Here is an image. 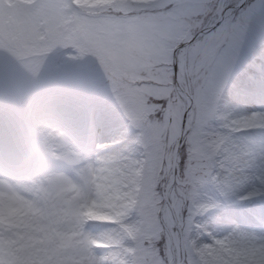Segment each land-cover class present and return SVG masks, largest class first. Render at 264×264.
<instances>
[{"label": "clouds", "instance_id": "clouds-1", "mask_svg": "<svg viewBox=\"0 0 264 264\" xmlns=\"http://www.w3.org/2000/svg\"><path fill=\"white\" fill-rule=\"evenodd\" d=\"M0 264H264V0H0Z\"/></svg>", "mask_w": 264, "mask_h": 264}]
</instances>
